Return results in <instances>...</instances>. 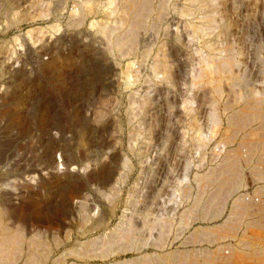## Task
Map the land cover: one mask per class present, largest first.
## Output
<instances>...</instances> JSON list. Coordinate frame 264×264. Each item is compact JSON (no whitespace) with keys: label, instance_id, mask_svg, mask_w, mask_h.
Wrapping results in <instances>:
<instances>
[{"label":"rangeland","instance_id":"rangeland-1","mask_svg":"<svg viewBox=\"0 0 264 264\" xmlns=\"http://www.w3.org/2000/svg\"><path fill=\"white\" fill-rule=\"evenodd\" d=\"M133 1L0 0L1 253L259 264L264 0Z\"/></svg>","mask_w":264,"mask_h":264},{"label":"bare ground","instance_id":"bare-ground-1","mask_svg":"<svg viewBox=\"0 0 264 264\" xmlns=\"http://www.w3.org/2000/svg\"><path fill=\"white\" fill-rule=\"evenodd\" d=\"M199 1V0H198ZM209 1V0H208ZM211 1V0H210ZM134 3H135V6H134V13H133V17H136L137 15H139V14H141L144 10H145V0H134L133 1ZM123 5V4H122ZM148 5V4H147ZM129 10V9H128ZM127 10V11H128ZM132 12V11H131ZM130 12V13H131ZM147 14H149V13H147ZM139 17V16H138ZM146 18V17H145ZM137 21V20H136ZM135 21V22H136ZM131 23V22H130ZM136 26V25H135ZM134 26V27H135ZM139 27V26H138ZM129 30H130V28H129ZM110 31V30H109ZM133 31V30H132ZM111 32V31H110ZM123 32V31H122ZM125 33V32H124ZM112 34V33H111ZM133 36H134V34H133ZM122 39V38H121ZM120 39V40H121ZM122 41V40H121ZM116 45V44H115ZM227 58V57H226ZM233 58V57H232ZM232 60V59H231ZM227 61V60H226ZM234 61V60H233ZM228 63H230V62H228ZM228 63H226V62H222V66H223V68H227L229 65H228ZM221 69V68H220ZM233 78V77H232ZM239 80V79H238ZM219 82V81H218ZM236 84V83H235ZM217 86H216V90H217ZM218 91V90H217ZM216 93V92H215ZM251 93V92H250ZM263 94V93H262ZM259 103H261V102H259ZM246 104V103H245ZM249 104H251L252 106L253 105H256V104H258V102H248V105ZM250 106V105H249ZM246 108V107H245ZM239 110V109H238ZM236 111V110H235ZM246 114H248L247 112H246ZM232 115V114H231ZM242 115V116H241ZM234 116V118H238V120H242V119H244L243 117H248V115H245V113H237V114H235V115H233ZM232 116V117H233ZM258 116V115H257ZM232 117H230V119L232 118ZM229 118V117H228ZM242 118V119H241ZM247 119V118H246ZM246 119H245V122H246ZM250 119V118H249ZM256 119V118H255ZM232 122V120H230V123ZM233 122H237V121H233ZM238 122H240L241 123V121H238ZM237 122V123H238ZM240 123H238V125L240 124ZM243 123V122H242ZM233 124V123H232ZM235 125H236V123H235ZM249 126V125H248ZM240 128V127H239ZM230 129H228V131H229ZM243 150V149H242ZM238 151V150H237ZM238 167V166H237ZM237 167H235L234 165H230L229 167H228V169H230V170H234L235 168H237ZM255 169H257V168H259V167H254ZM258 171V170H257ZM212 176V175H211ZM212 181V180H211ZM214 183H215V181H214ZM217 184H219L218 182H216ZM216 185V184H215ZM242 185V177L241 176H236V178H235V180H233V181H231V184L230 185H228L229 186V190L228 191H230L231 189L233 190V189H236L237 187H239V186H241ZM215 187V186H214ZM204 188V187H203ZM223 188H224V186H223ZM208 189V188H207ZM218 189V188H217ZM222 190V189H221ZM238 190V189H237ZM211 191V190H210ZM227 191V190H226ZM227 191V192H228ZM232 192V191H231ZM217 193V192H216ZM213 194V193H212ZM220 194H222L221 192H220ZM223 195V194H222ZM215 196V195H214ZM229 196V195H228ZM201 197V196H200ZM202 198V197H201ZM211 198V197H210ZM264 199V198H263ZM235 200V207H237V208H240V207H242L243 206V208L244 209H246V210H249L250 209V207H249V205H247L248 207H246V203L243 205L242 204V200L243 199H241L240 197H237V198H235L234 199ZM253 200V199H252ZM210 201V200H209ZM196 203H197V201H196ZM199 203V202H198ZM206 203V202H205ZM221 203H223V202H221ZM224 204V203H223ZM226 204V203H225ZM264 204V203H263ZM257 205V204H256ZM204 206V205H203ZM202 206V207H203ZM205 207V206H204ZM207 207V206H206ZM214 207V206H213ZM216 207V206H215ZM217 207H218V205H217ZM246 207V208H245ZM254 207V206H253ZM221 208V207H220ZM236 208V209H237ZM242 208V209H243ZM258 208V207H257ZM202 210V209H201ZM216 210V209H215ZM218 210V209H217ZM239 209H237V211H238ZM211 211V210H210ZM220 211V210H219ZM221 211H222V209H221ZM240 211V210H239ZM207 212V211H206ZM218 212V211H217ZM261 212V211H260ZM221 213V212H220ZM212 214V213H211ZM214 214H216L215 212H214ZM237 214V213H236ZM263 216V215H262ZM261 222H263V221H260V223ZM259 223V224H260ZM257 225H258V222L256 223ZM8 227V226H7ZM261 227H262V225H261ZM264 228V227H263ZM120 229V228H119ZM145 230V229H144ZM13 231V230H12ZM116 231V230H115ZM135 232V231H134ZM4 234L2 235V237H0V264H13V263H15L14 262V260H7V259H4V254L3 253H1L3 250H7V249H16V251H18L17 250V247H21V245H20V238H22L21 237V235H20V237H17L16 236V234H18V233H15V234H12V233H9V232H7V231H5L4 230V232H3ZM130 233V232H129ZM132 233V232H131ZM116 235H117V233H116ZM36 237V236H35ZM115 238V237H114ZM133 238V237H132ZM24 239V238H23ZM221 239V238H220ZM249 240V239H248ZM31 241V240H30ZM33 241V240H32ZM78 241V240H77ZM26 242V241H25ZM36 242H38V240L36 241ZM35 242V243H36ZM23 243V242H22ZM133 243V242H132ZM244 243V242H243ZM249 242H247V244H248ZM33 244V243H32ZM246 244V245H247ZM251 244V243H250ZM37 245V244H36ZM35 245V246H36ZM129 245V244H128ZM256 245V244H255ZM25 246V245H24ZM27 246V245H26ZM251 246V245H250ZM249 246V247H250ZM30 247V246H29ZM32 247V246H31ZM33 247H34V245H33ZM38 247V246H37ZM40 247V246H39ZM75 247V246H74ZM253 247V246H252ZM35 248V247H34ZM78 248H79V246H78ZM255 248V247H254ZM81 249V248H80ZM19 250H21V248L19 249ZM31 250V249H30ZM36 249H34V251H35ZM37 250H39V249H37ZM256 250V249H255ZM14 251V250H13ZM33 251V250H32ZM31 251V253H33L34 254V252H32ZM44 251V250H43ZM190 251H192V250H190ZM240 250H238V252H239ZM255 252V251H254ZM7 253V252H6ZM5 253V254H6ZM14 253H15V251H14ZM67 253V252H66ZM68 253H69V251H68ZM86 253V252H85ZM191 253H193V251L191 252ZM237 253V252H236ZM256 253V252H255ZM11 254V253H10ZM21 254V253H20ZM65 254V253H64ZM261 254V253H260ZM48 255V254H47ZM90 255V254H89ZM177 255V254H176ZM182 255V254H181ZM180 255V256H181ZM191 255V254H190ZM240 255V254H239ZM251 255V254H250ZM256 255V254H255ZM264 255V254H263ZM8 256H10V255H7V257ZM64 255L62 254V256H61V258L60 259H62V257H63ZM66 256V255H65ZM157 256V255H156ZM14 257V256H13ZM26 257H27V255H26ZM154 257V256H153ZM178 257V256H177ZM260 257V256H259ZM33 258V257H32ZM31 258V259H32ZM65 258V257H64ZM169 258H171V259H173L174 257L173 256H171V254H170V257ZM179 258V257H178ZM240 258H242V256L240 257ZM157 259V258H156ZM185 259V258H184ZM186 259H187V257H186ZM29 260V259H28ZM33 260V259H32ZM159 260V259H158ZM189 261H190V259H188ZM139 261V260H138ZM155 261V260H154ZM188 261V262H189ZM17 262V261H16ZM55 262V261H54ZM53 262V263H54ZM149 262V261H148ZM57 263V262H56ZM59 264V263H58ZM166 264V263H165ZM259 264H264V258L263 259H259Z\"/></svg>","mask_w":264,"mask_h":264}]
</instances>
